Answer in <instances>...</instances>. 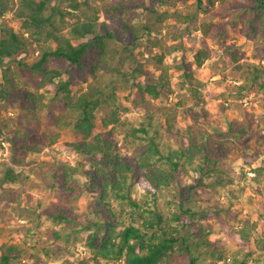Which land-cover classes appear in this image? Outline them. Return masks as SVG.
<instances>
[{
	"label": "trees",
	"instance_id": "16d2710c",
	"mask_svg": "<svg viewBox=\"0 0 264 264\" xmlns=\"http://www.w3.org/2000/svg\"><path fill=\"white\" fill-rule=\"evenodd\" d=\"M254 1L250 8L251 17L248 19L245 14L240 18L245 36L264 34V0ZM156 2L169 0H118L115 5L103 9L104 19H101L100 10L89 0H15L13 18L20 23L22 31L3 27L0 23V68L5 79L0 82V99L20 94L27 102L26 113L36 120L43 111L50 109L54 129L48 135L47 145H55L61 131L70 129L74 138L65 145L85 159L71 164L51 158L32 167L33 178L24 173L25 180L34 182L32 188H39L40 181L55 190L59 186L78 196H90L83 211L73 205H55L49 217L58 227L48 229L46 235L49 241L62 240V243L55 244L54 255H44L52 258L68 252L63 244H68L73 234L76 244L88 233L86 246L90 253L80 261L81 264H252V253L235 251L230 258L225 247L219 244L220 240L209 237L214 228L209 219L228 208L198 204V201L209 199L204 193L208 189L210 193L218 194L219 190H224L228 199H235L238 203L236 189L230 186L232 179L228 176L226 161L235 151L236 140L247 134L246 125L232 121L227 131L214 129L213 133L205 127L201 137L181 135L178 131L175 140L161 144L163 134L159 133L160 121L155 115L148 111L137 124L122 120L115 89L110 87L113 82L104 84L102 81L106 76L126 82L132 80L130 89L138 92L137 100L140 97L142 100L156 99L161 95L164 82H169L170 65L165 59L182 48V44L168 46L163 53L148 57L149 63L160 71L159 76L150 73L146 63L133 56L131 44H140L146 33L154 31L155 23L170 16L175 18V27L181 23L185 29H191L196 16L193 13H159ZM63 3L71 11L63 9ZM115 17L122 22L119 28L109 22ZM125 17L127 21H124ZM135 17H139L141 23L133 22ZM182 30L176 28L179 33ZM203 32L208 37L222 36L221 29L210 23ZM179 33L174 38L179 37ZM33 44L37 45L40 57L32 62L18 59ZM154 45L158 42L155 41ZM90 57L93 62L88 68L86 64ZM210 57L207 48L194 50V60L199 67ZM16 60L19 68L29 76L39 77L36 90L29 86L19 87L5 73L9 62ZM53 60L56 66L51 63ZM176 66L184 68L182 62ZM88 69L93 80L77 93L72 87L73 74ZM251 70L256 72L251 80L238 86L239 94L245 95L246 91L257 87L264 88V79L258 75L260 70L256 66ZM140 75H145L143 81H138ZM53 104H57L58 113H53ZM104 106L110 107V113L103 116L98 128L97 111ZM203 113L205 125L210 126L207 113ZM177 114V109L166 113L164 124L168 138L175 128L178 129ZM197 120L195 117V123ZM188 131L192 132L189 128ZM33 135L34 131H31L27 136ZM21 136L24 133L17 131L10 139L16 150L33 153L42 150L43 138L41 143L35 137L19 142ZM122 145L126 151L122 150ZM256 152L264 155L263 151ZM25 156L16 162L25 163ZM252 159L245 153L248 172L253 174L251 179L259 185L264 182V158L255 166H252ZM191 172L194 173L193 182L182 184L184 177ZM22 174L16 166L4 167L0 171V188L22 179ZM242 174L246 176L247 173ZM179 183L182 187L177 189V195L173 189ZM137 184L141 193L134 195ZM240 223L239 228H222L227 237L224 244L232 241L241 245L252 237L255 222L246 218L240 219ZM257 242L260 246L261 239L257 238ZM21 251L18 244H0V264H13L14 257ZM263 257L257 258L256 263L264 264Z\"/></svg>",
	"mask_w": 264,
	"mask_h": 264
},
{
	"label": "rangeland",
	"instance_id": "374dc122",
	"mask_svg": "<svg viewBox=\"0 0 264 264\" xmlns=\"http://www.w3.org/2000/svg\"><path fill=\"white\" fill-rule=\"evenodd\" d=\"M15 0H0V23L3 27H11L17 32H21L20 23L13 18V3ZM118 0H89V3L100 10L101 19L103 9L109 5H115ZM128 1V0H126ZM201 1V3H199ZM254 0H169L166 3L156 2L155 6L159 13L168 12L170 14L180 12L183 15L193 13L196 19L191 22V29H185V25L178 23L177 27L183 29L180 33L176 31V21L173 16L162 22L155 23V29L151 34H145L140 40V44H134L133 56L140 62L146 63L145 67L155 76L160 75L153 65L149 63V58L155 53H163L165 48L174 44H182V48L174 51L166 57L165 62L170 65L168 71L169 82H164L161 95L154 99L148 97L139 100L138 92L130 89L131 82H126L121 78L106 76L102 79L104 84L112 81L110 86L115 89L116 102L121 107V118L125 121H132L135 124L148 113H153L159 123V133H162L161 144L166 141H172L177 138V132L181 135L193 134L201 137L206 127L209 132L214 129L228 130L229 122H241L247 127V134L239 137L234 144V152L226 161L228 176L232 179L231 188L236 189L235 199H228L224 190L218 193L204 192L209 199L198 201L200 206H222L228 210H222L220 213L212 216L209 223L213 231L209 234L212 240H220L219 244L225 247L226 255L232 257L235 251L252 253L250 260L252 264H257L256 259L264 256V187L263 183L257 184L251 179L252 173H249V167L245 164V153L252 156L253 165L258 164L263 158L264 152V88H256L246 91L245 95L239 94L238 86L244 85L252 79L256 71L252 67L256 66L260 70L259 77L264 79V34H254L245 36L241 31L243 26L241 17L245 14L249 19L252 15L250 10ZM199 3V4H198ZM63 9L70 7L63 3ZM247 11V12H246ZM114 15V14H113ZM117 17L109 20L114 26L119 28L121 21ZM116 19V21H114ZM128 18L125 17L124 21ZM114 21V22H112ZM139 17H135L133 22L141 23ZM150 21L154 19L150 18ZM210 23L216 29L222 31L221 37H208L204 34L203 28ZM221 26V27H220ZM179 33V37L174 35ZM130 41V40H129ZM157 41L158 45H154ZM51 45L54 44L50 41ZM131 43V42H130ZM196 48H207L211 52V57L207 59L202 66H197L194 60V50ZM40 57L39 49L36 44L24 55L18 56V59H25L32 62ZM16 61L9 62L5 70L8 77L14 79L19 87L29 86L36 90L39 83V77L29 76L27 72L19 68ZM93 59L90 57L86 64L89 68ZM182 62L184 68L180 69L176 63ZM56 66L55 60L51 61ZM67 65H63L65 67ZM69 68V67H68ZM70 70L73 68H69ZM4 71L0 68V82H4ZM72 87L77 93L84 90L89 82L93 80V75L88 69L86 71H77L73 74ZM145 75H140L138 81H143ZM111 88V89H112ZM27 102L20 94H11L8 99H0V171L8 165L16 166L23 174L22 179L17 182L8 183L4 189L0 188V244L13 243L22 248L21 253L14 257L13 264H81L80 261L89 256L90 249L86 246V236L79 239L74 244V234L68 244H63L69 251L52 258L47 257L55 254V244H61L62 240L49 241L46 231L58 227L49 217V214L55 209V205H73L83 211V208L90 199L88 194L80 196L71 192L52 189L43 182L39 188H32L33 181L24 179V173L34 177L30 172L32 167L38 162L49 160L51 158L60 159L75 164L77 161H85L84 157L72 153L65 143L74 138L72 130L65 129L61 131V136L55 145L48 146V135L52 134L54 129L53 121L50 119V109L43 111L39 120L33 119L29 113H26ZM53 113H58L57 104ZM177 109V128L171 135L165 133L164 124L166 113L169 110ZM204 112L207 113L210 126L205 125ZM110 113V107L104 106L97 111V126L101 127V119L107 113ZM197 117V123L194 119ZM188 128L192 132L188 131ZM22 131L19 142L27 141L35 137L38 143L43 138L45 143L40 144L42 150L39 153L19 152L10 143L11 137L15 132ZM34 131L33 136H27ZM182 137V136H181ZM33 142V141H32ZM121 144V143H120ZM123 151L126 148L121 146ZM128 151V150H127ZM25 156L24 162L20 161ZM226 168V169H227ZM246 172V176L243 172ZM194 173L185 176L182 184L192 183ZM24 180L26 182H24ZM82 182V180H80ZM182 185L176 186L173 192L177 193ZM25 188V192H24ZM261 189L258 191V189ZM240 189H243L241 192ZM140 194L139 184L134 186L133 194ZM234 201V203H233ZM233 203V204H232ZM173 205V204H172ZM164 207H166L164 205ZM237 209V210H236ZM250 219L255 222L252 229V237L247 243L238 245L232 241H226V234L222 228H239L240 219ZM79 235H82L79 233ZM257 238L261 239L260 246ZM48 250V252L44 251ZM264 258V257H263ZM230 260V259H229ZM219 263H222L220 261Z\"/></svg>",
	"mask_w": 264,
	"mask_h": 264
}]
</instances>
